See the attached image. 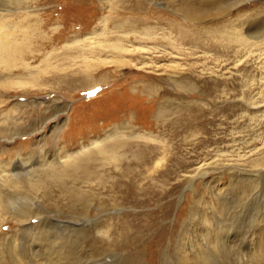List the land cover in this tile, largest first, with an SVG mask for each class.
Returning a JSON list of instances; mask_svg holds the SVG:
<instances>
[{"label":"rangeland","instance_id":"374dc122","mask_svg":"<svg viewBox=\"0 0 264 264\" xmlns=\"http://www.w3.org/2000/svg\"><path fill=\"white\" fill-rule=\"evenodd\" d=\"M91 1L88 8H77L78 0H30L28 6L9 5L10 15L29 11L32 29L37 28L36 19L42 21L40 30L33 31V37H38L33 38L32 46L40 43L38 40L44 43L39 51L32 47L33 56L25 58L28 68H44L41 61L47 59L58 66L43 71L41 86L0 91L1 175L6 176L15 155L37 158L40 170L51 160L53 150L59 154L78 152L89 142H102L113 135L137 140L141 145L147 143V147L166 144L171 159H163L164 152L159 149L153 160L161 161L165 169L156 168L159 172L154 176L142 170L141 190L145 191L135 194V201L126 195L119 205L100 208L95 199L87 209V215L95 221L94 236H100L111 223L114 228L124 226L116 230L109 227V236L118 235L123 244L119 252L112 249L107 258L113 261L120 254L123 264H232V260H236L233 264H253L264 259L260 254L254 261L252 255L256 243L264 244V167L257 177L243 174L235 179L225 170L230 163L253 168L264 159V0H234L223 13L194 21L189 17L204 0ZM127 18L136 20L123 27L113 23ZM225 31L230 38L238 33L248 44H238L235 37L234 41L223 39ZM116 39H128L124 43L134 48L123 57L128 61L125 65L101 62L112 57L108 48L95 58L86 51L93 43L108 45ZM181 39L199 40L182 43ZM208 39L223 41L227 48L208 49L195 44ZM168 40H173L171 46L166 44ZM134 45H145L149 50L141 53ZM83 57L95 60L96 66L87 70ZM33 102L38 106L33 107ZM7 122L9 126L32 124L39 131L30 135V129L22 130L8 140ZM183 124L188 127L184 129ZM27 149L31 153L25 156ZM207 163L210 166L201 167ZM104 169L108 176H117V168H98V172L104 174ZM146 180L151 182L145 184ZM105 186L90 190L98 197L109 196L113 203V188ZM51 193V200L39 199L41 215L79 226L78 214L64 205H68L67 199L58 198L60 193L55 190ZM79 211L78 207L73 210ZM213 214L240 218L233 225L237 234L233 236L235 246L228 251L231 261L221 258L225 256L215 244V238L219 240L223 234H208L216 223ZM204 215L207 226L202 232ZM29 220L36 222L34 217ZM0 221V264H12L7 254L9 245L17 249V254H34V235L24 233L22 240L15 238L21 230H16L14 219L5 215ZM111 229L114 233L121 231L122 236L113 235ZM240 256L252 261L237 262Z\"/></svg>","mask_w":264,"mask_h":264},{"label":"bare ground","instance_id":"6f19581e","mask_svg":"<svg viewBox=\"0 0 264 264\" xmlns=\"http://www.w3.org/2000/svg\"><path fill=\"white\" fill-rule=\"evenodd\" d=\"M29 1L30 0H0V91L11 90V89L16 90V88H18L19 90H27L26 86L28 85L30 86L40 85L41 86V83L43 82L42 80L43 71H46L49 67L56 68L58 66V65L54 66V64L52 65L51 62H49L50 59H47L45 61H41V62H44L43 64L44 68L39 66L36 68V70H31L30 68H28V63L25 62V58L29 57L30 55L33 56V54H30L32 52V47H33L32 46L33 38L37 39L38 37V36L33 37V34H34L33 31L35 29L40 30L39 28L42 26V23H41L42 21L38 20L39 18L36 19L34 21L35 23L34 25L37 28L32 29V26H30V23H31L30 20H31L32 15L29 14V11L27 10L22 11L21 9L22 12L18 10L17 13L14 12V14H11V15L8 12L11 11V7L9 5L23 4L24 6V5H27ZM78 1L79 2L76 5L77 8L79 7L88 8L91 6V2H92L91 0H78ZM107 1L108 3H112V2L114 3V0H107ZM223 1L224 0H204L202 2L197 3L198 8L193 10L194 14L192 13V15H190L189 17L190 21L191 20L194 21L197 18L200 19L199 17L204 18L207 16H214V15L223 13L222 11H226V9H229L232 3L234 2V0H228L227 2H225V4L222 5L221 3ZM216 2H218V5L215 4ZM136 8L137 6L135 7V9ZM188 8H189V4H188ZM14 15L18 17V19L13 17ZM242 16H245V15H242ZM103 20L106 23V22H109L110 19L104 18ZM135 20L136 18L135 19L134 18L117 19V20H114L113 23H115V25L117 26L123 27L131 23H134ZM244 20L249 21L248 17H245ZM227 31H225L226 35L223 36V39H229V41L233 39L234 41V37H235L236 42L238 44L240 43L243 44L244 42L247 43L246 39H242V36H240L236 32L233 33L234 37L230 38L229 36H227L228 35ZM229 33L231 34L230 31ZM57 35H53V39H56ZM152 40H159V39H152ZM191 40H199V39H181V42L191 43L193 42ZM38 41L40 43H37V44L35 43L36 46L34 45L33 50H38L44 43V42H41V40H38ZM124 41H128V39H116V42L108 44V45L105 43H104L105 45L104 44L101 45V43L99 42V44L96 45L97 47L94 46V43H93V45L89 46V49L86 51H88L89 54H91L93 58H95L94 56H99L100 53L104 49L106 51V49L108 48L111 53L110 55L112 57H110V59H107L105 57L104 60H102L101 62L103 63L111 62L113 64L125 65L128 63V61L124 59L123 57L127 53L128 54L132 53L131 51H133L134 48L130 49V47H128L126 43H124ZM208 41L209 42H204L203 40H200L198 44L197 43L195 44L197 45V47L201 46V47L208 48V49L212 48V49L219 50L222 47L223 49L227 48L226 45L222 43L223 41L221 43L215 39L213 40L208 39ZM172 43H173V40H168L166 44L171 46ZM233 47L235 48V46ZM135 50L136 51L138 50L142 53L145 51L147 52L149 48L145 47L144 45V46H137ZM82 55H85V54L83 53ZM85 60H86L85 67L87 70L96 66L95 60L93 61L94 64H92L93 63L92 60H88V58H85ZM155 92L157 93V91ZM154 97L155 96L153 95V98ZM33 105H34L33 107H37L38 103L33 102ZM8 124L9 122H7V125ZM187 124H183L182 127L186 129L188 127ZM9 127H10V130H9ZM29 129L31 131L30 135L32 134L36 135L37 134L36 132L39 131L38 128H36L32 124L31 125L28 124L27 126L22 125V123L10 124V126L8 125V128H7L6 138H8V140L9 139L11 140L14 137V135L21 133L22 130L24 131L27 130L29 132ZM2 130L3 128L2 129L0 128V134L3 135ZM115 132L116 131H114V133ZM117 134L119 135V132ZM124 135H127V134H124ZM130 136H131V133H130ZM133 136L134 135H132V138ZM109 138L110 139L103 140L102 142L101 141L100 142L99 141L89 142L87 146H82L83 150L80 147L81 150L78 152H74V151L67 152L66 151L64 152V154L62 152H60L59 154L57 149L53 151L51 150L52 151L51 156H50L51 160H49L48 163H46L47 165L43 164L44 166L42 165V169L40 168V170L38 168L41 166V164H38L39 166H37V163H39L36 160L37 158L26 159L25 157H22L21 155H18V156L15 155L12 159V164H10V166L7 167L8 170H7L6 176L1 175L0 173V216L2 218H5V215H9L11 216V219L13 218L15 223L18 224V227L16 228V230H21V231L17 232L18 233L17 237L15 236L13 237L15 238L19 237L21 239V237H23V234L25 233V234L34 235L33 238L36 240V243L33 242L31 244V245L33 244H36V245L31 248L34 251V254H31L30 256H27V254L25 255L23 251L18 254L15 253L14 252L15 248L13 250L12 246L9 245L7 248V254L9 257V261L12 264H18L20 260H21V264H123V261H121L122 257L120 256V254L118 255L117 259L114 258L113 261L107 258L108 254L112 251V249H116L118 250V252L121 250L123 242L121 238L117 237L118 233L120 237L122 236L120 234L121 231L120 232L118 231V233L116 232L117 233L116 234L114 233L115 231L113 232L111 229L112 231L111 233L112 234L114 233L117 236L116 237L109 236L108 234L110 233L108 232L109 227L114 228L113 226H110L112 224L111 223L108 229L107 228L104 230L101 229L102 234L100 233L101 234L100 235L98 233L100 236H94L93 224L95 221L91 220L90 219L91 217L87 215L89 214L87 209L92 207V204L94 202L93 200L95 199H96V202H98L97 204L99 205V207L103 208L108 205L111 206V204L115 206L119 205L125 199L126 195L132 198L133 196H135V194L144 193L145 190L143 191L141 190L143 186L141 185V180H140L142 170L143 169L147 170V173L150 172L152 176H154L155 173H157V171L159 172V170L162 171L163 169H165V168H162L164 164L161 163V161L153 160L156 157L159 149L162 148L161 151L159 152L161 153L164 152L163 159L166 156L170 157L172 153H171V150L167 148L169 145L167 146L166 144H163L159 147L158 145H150V147L148 146L150 150H147L148 148L146 145L147 143H145V145H141L140 142H137V140L129 141L127 139H124L123 137L121 138L115 135H113V138H111V136H109ZM142 148L144 149L142 150ZM30 153L31 151L28 150V154L25 156H28ZM127 153L131 157L128 156ZM60 158L61 159L63 158L62 163H58L61 160ZM169 159H171V157ZM132 164L134 166H132ZM230 164L231 165H227V166H231V167L225 170L228 171L232 179H235L243 174L257 177L259 176L258 172L260 171V169L264 167V159H262V161H257L254 164L253 168L250 167L247 169L244 166L238 168L237 164L235 163H230ZM208 166H210V164L207 163L204 165V167L203 165L201 167L206 168ZM2 167L3 166L0 164V170L2 169ZM104 167L106 169L109 167L110 169L117 168L116 173H114L117 176L116 177L111 176V175L108 176L109 173H107V170L105 169H104V172L106 171L107 176H105L106 173L104 174L101 172L99 173L98 168H104ZM156 168L159 170H156ZM146 174L144 176H146ZM150 178L151 177L148 176V179ZM147 182L149 183L151 181L146 180L145 184ZM107 184H109L110 185L109 188H113V191H114V192L112 191L113 195H111L112 197L111 200L113 203H110V199H107V198H110L108 195H107L108 196L107 198H105L104 196L103 198L98 197V196H95L97 194L92 193L90 190L94 186H95V189L96 187L98 189V188H101V186H105ZM51 190H55L60 193L58 198L62 196L67 199L66 202L68 203V205L67 204H64V205L67 206L71 210V213L78 214V216L76 217H78L77 219H79L77 220L79 221V224H80L79 226H76L75 224L77 223H74L73 221L65 222L63 220L60 221L54 218L46 217L45 215H43V213L41 215L39 199L40 200L41 199L51 200V195H52ZM214 192L215 194H217L216 190H214ZM146 193L148 194V191ZM147 194L146 195L144 194V195L148 196ZM135 197H133L132 200L135 201L136 200ZM61 204L59 207H61L62 209L63 205L61 206ZM52 207L53 206H51V208ZM76 207H78V209H80L81 211L73 212V210L76 211ZM229 209L230 208H228V210ZM64 210H61V211L64 212ZM219 212H221V210ZM227 214H229V212ZM233 214H235V212ZM218 216L219 215L213 214V217H215L216 223L214 224V227L212 226L213 228L209 230L210 233L208 234H212L217 231H220L219 233L223 234L219 240H216L215 238V241L217 242L215 244L225 256L221 258L222 259L227 258L228 261H231L232 259H230L228 251L231 246L232 247L235 246L234 244L236 240L234 239L233 236L237 234L235 233L233 229V225L234 223L239 222L240 218L239 219H237V217L233 218L234 216L232 214L227 217H223L221 215V217L223 218H219L220 216L219 217ZM31 217H34L36 219V222L32 223L29 220ZM113 217L115 218V216ZM201 217L203 218L202 223L204 224L203 227L201 228L203 232V230H206L207 223L205 222L207 220V216L204 215V217L203 216ZM225 220H227L228 222L227 224L223 225L222 222H224ZM105 224L106 223H104L103 225ZM261 224L264 225V222H262ZM119 227H122V225L121 226L119 225L117 228ZM55 228L58 230H55ZM117 228H114V229L116 230ZM33 231H36V232L33 233ZM261 231L264 234V228ZM254 232L255 230L250 231V233H252L250 234L252 235V237L254 235ZM212 239H214V237H212ZM254 246H255L253 248L254 254L252 255H254L253 257L255 258H253V260L256 261L255 260L256 256H260V254H261V258L262 257L264 258L263 256L264 244L256 243ZM251 247L252 246H250V248ZM242 252H245V251H242ZM242 252L240 251V253ZM235 261L232 260L231 261L232 264ZM245 261L251 262L252 260L246 259V257H242V256H240L239 260H237V262H240V263L245 262ZM258 262H254L253 264H264V259L262 260L259 259Z\"/></svg>","mask_w":264,"mask_h":264}]
</instances>
